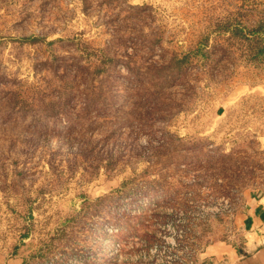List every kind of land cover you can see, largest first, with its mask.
Wrapping results in <instances>:
<instances>
[{
    "label": "rangeland",
    "instance_id": "1",
    "mask_svg": "<svg viewBox=\"0 0 264 264\" xmlns=\"http://www.w3.org/2000/svg\"><path fill=\"white\" fill-rule=\"evenodd\" d=\"M262 138L264 0H0V264H229Z\"/></svg>",
    "mask_w": 264,
    "mask_h": 264
},
{
    "label": "crops",
    "instance_id": "2",
    "mask_svg": "<svg viewBox=\"0 0 264 264\" xmlns=\"http://www.w3.org/2000/svg\"><path fill=\"white\" fill-rule=\"evenodd\" d=\"M262 141L264 143V138ZM243 223L246 241L242 251H228L229 264H264V192L248 197L243 209ZM223 250L222 246H216L212 251L221 255Z\"/></svg>",
    "mask_w": 264,
    "mask_h": 264
},
{
    "label": "trees",
    "instance_id": "3",
    "mask_svg": "<svg viewBox=\"0 0 264 264\" xmlns=\"http://www.w3.org/2000/svg\"><path fill=\"white\" fill-rule=\"evenodd\" d=\"M239 251V250H238Z\"/></svg>",
    "mask_w": 264,
    "mask_h": 264
}]
</instances>
